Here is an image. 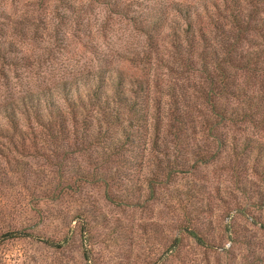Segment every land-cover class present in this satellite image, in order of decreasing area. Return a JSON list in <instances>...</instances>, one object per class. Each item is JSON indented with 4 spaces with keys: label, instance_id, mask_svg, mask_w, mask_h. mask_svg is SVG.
Here are the masks:
<instances>
[{
    "label": "rangeland",
    "instance_id": "374dc122",
    "mask_svg": "<svg viewBox=\"0 0 264 264\" xmlns=\"http://www.w3.org/2000/svg\"><path fill=\"white\" fill-rule=\"evenodd\" d=\"M178 1L210 6L212 0H0V105L19 104L41 89L55 94L60 80L97 68L143 73V63L141 71L128 58L144 37L129 16H164L166 4ZM153 70L164 74L162 65ZM28 137L26 151L12 149L9 162L0 159V234L12 228L27 233L1 239L0 264H84V248H91L95 264H264V183L249 170L234 176L227 149L192 174L179 173L169 186L152 184L150 192L143 177L149 163L127 168L114 155L105 165L127 175L114 180L109 171L106 185L81 181L78 171L95 172L99 147L92 138L79 150L49 151ZM134 154L124 151L128 158ZM67 182L73 188L51 198ZM186 215L206 243L183 236L177 250L169 249ZM34 236L66 239L56 248Z\"/></svg>",
    "mask_w": 264,
    "mask_h": 264
},
{
    "label": "trees",
    "instance_id": "16d2710c",
    "mask_svg": "<svg viewBox=\"0 0 264 264\" xmlns=\"http://www.w3.org/2000/svg\"><path fill=\"white\" fill-rule=\"evenodd\" d=\"M165 7L164 16H129L144 37L141 50L128 58L141 71L143 63V73L97 68L81 78L60 80L55 94L41 89L19 104L2 103L0 159L9 162L12 149L26 151L28 136L37 148L49 151L79 150L92 138L99 147L95 172L78 171L77 179L106 185V174L116 168L110 170L105 162L115 155L127 168L149 163L143 177L151 192L152 184L169 186L179 173L190 175L227 149L234 176L249 170L264 183V0H212L210 6L178 1ZM159 65L164 74L153 70L151 75ZM127 149L135 156L126 157ZM127 174L117 170L111 177ZM72 188L70 182L62 184L51 198ZM185 218L176 223L169 249L177 250L183 236L206 243ZM25 235L22 229H7L0 241ZM34 237L56 248L66 239ZM90 249L82 251L84 264H95Z\"/></svg>",
    "mask_w": 264,
    "mask_h": 264
}]
</instances>
